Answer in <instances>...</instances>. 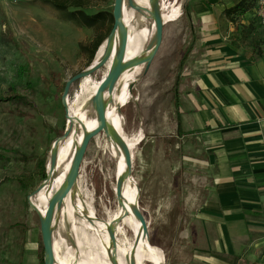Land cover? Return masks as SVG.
<instances>
[{
    "label": "rangeland",
    "instance_id": "1",
    "mask_svg": "<svg viewBox=\"0 0 264 264\" xmlns=\"http://www.w3.org/2000/svg\"><path fill=\"white\" fill-rule=\"evenodd\" d=\"M44 1L0 0V264H41L43 260L40 220L30 200L42 184L44 164L48 173L53 143L66 130L65 85L93 63L90 52L82 51L80 45L92 49L97 37L108 33L76 28ZM172 1H161L163 15ZM180 1L182 16L164 26L161 47L134 88L137 100L126 102L121 113L126 135L143 130L144 140L133 151L132 173L139 192L137 206L151 245L163 252L165 264H209L213 256H194L200 238L193 224L207 196L209 161L197 141L176 137V116L171 110L178 84L199 58L192 51L201 40L202 13L193 11L194 6L208 1L212 11L222 10L240 0ZM113 8L114 0H95L87 12L112 13ZM223 12L221 23H228ZM232 25L238 35L248 36L246 41L253 35L256 49L264 51V26L259 21L245 15ZM107 73L105 66L89 77V87L102 82ZM80 83L71 87L68 103L75 104L79 96L82 104L87 98ZM14 95L25 96V102L10 100ZM119 177L117 162L101 132L85 154L77 199L93 207L98 219H106L107 212L117 209ZM86 234L83 251L91 248L92 234ZM128 235L132 237L129 231Z\"/></svg>",
    "mask_w": 264,
    "mask_h": 264
},
{
    "label": "crops",
    "instance_id": "2",
    "mask_svg": "<svg viewBox=\"0 0 264 264\" xmlns=\"http://www.w3.org/2000/svg\"><path fill=\"white\" fill-rule=\"evenodd\" d=\"M204 4L193 8L202 13L201 40L192 51L199 58L178 84L171 110L176 137L197 141L210 166L207 196L193 217L200 238L194 256H213L209 264H261L264 51L256 49L253 35L247 42L232 23H221L224 8Z\"/></svg>",
    "mask_w": 264,
    "mask_h": 264
},
{
    "label": "bare ground",
    "instance_id": "3",
    "mask_svg": "<svg viewBox=\"0 0 264 264\" xmlns=\"http://www.w3.org/2000/svg\"><path fill=\"white\" fill-rule=\"evenodd\" d=\"M135 1L147 12L135 11L128 6L127 0H125L122 17L128 30L125 61L145 58L150 55L152 50H149V46L153 43L155 36V23L151 18V3L149 0ZM182 14V2L173 0L168 13L162 14L163 22L167 24L175 21ZM136 24L143 25V27L138 28ZM118 46L119 31L116 34L114 56ZM104 53L105 46L99 50L93 63L100 61ZM114 62L115 57L108 62V70L114 65ZM145 69L146 65L144 64L127 68L118 79L113 94L108 92L104 94L107 127L102 133L106 135L110 153L116 160L120 172L118 181L121 185L120 190H117V209L107 212L106 219H98L93 207L77 199L79 189L76 182L62 205L55 210L52 223L54 264H165V255L159 248L151 245L148 229L140 216L137 206L139 192L132 173L133 167H130L124 154V149L129 145L133 155L135 147L144 140L141 130L132 136L126 135L124 131L125 118L121 112L122 106L126 102L137 100L136 97L133 98V91L136 84L144 78ZM91 82V78L87 77L80 83L82 93L87 95L82 104L79 96L75 104H71L70 101L68 103V98L67 103L65 101L63 104L65 109H68V113L66 111V128L71 127V134L68 138L61 137L53 143L50 155L52 152H57V164L52 168L49 162V181L45 188L34 196L32 195L30 200L41 217H44L50 199L65 183L74 155L84 137L100 125L92 99L101 82L96 81L97 83L90 88ZM87 105L88 111H85L84 107ZM118 115L121 117V122ZM86 231H90L92 234L91 248L88 251H83L85 244L83 238L86 239ZM128 231L132 234L131 238H129Z\"/></svg>",
    "mask_w": 264,
    "mask_h": 264
},
{
    "label": "water",
    "instance_id": "4",
    "mask_svg": "<svg viewBox=\"0 0 264 264\" xmlns=\"http://www.w3.org/2000/svg\"><path fill=\"white\" fill-rule=\"evenodd\" d=\"M149 2L151 3L152 6L151 18L154 20L155 23L154 40L153 43L149 46V50H152V53L150 55H148L145 58H137L130 61H125L127 46H128V30L122 19L125 0H114V8H113L114 25L110 35L99 48L100 50L103 46H105V53L102 59L97 63H93L87 70L74 76L65 85V89L63 93V104L65 101L67 103V98L69 96L70 89L76 82L82 81L87 77H91L96 72L101 70L103 67L107 66L108 62L115 57L114 65H112L109 68L106 77L100 83L92 99L95 105V112L97 114V118L100 122V125L94 131H92L91 133L87 134L84 137L78 151L74 155L73 162L68 172L65 183L50 199L44 217L38 215L40 220L41 237H42L43 250H44V264L55 263L54 249H53V233H52V223H53L55 210L58 206L62 205L64 199L74 188L77 179L80 175V170L85 158V154L87 152L91 140L95 138L97 135H99L102 131H104L105 128L107 127L106 107H105V97H104L105 92H108L111 95L113 94L118 79L127 68L144 64L146 65V69H145V75H146L147 72L149 71V68L155 56L157 55L161 47V44L163 42L164 26L166 25L163 22V17L161 14V7H160L161 3L160 0H149ZM127 4L130 8L134 9L137 12H141V13L147 12L146 9L138 5L135 0H127ZM118 31H119V46L114 56V46H115L116 34ZM99 50L97 51L96 55L98 54ZM66 111L68 113V109H66ZM70 134H71V127H67L64 132L63 138L64 139L68 138ZM124 154L126 161L130 164V167H133V159H132L133 155L131 152V147H129V145L127 146V148L124 149ZM57 161H58L57 152H52V154L50 155V164L52 168L55 167ZM49 178H50V174L48 171L47 179L41 184V186L38 188L36 193H39L41 190L45 188L47 182L49 181ZM120 185H121L120 182L117 180L118 190H120ZM30 205L36 211L35 207L31 202Z\"/></svg>",
    "mask_w": 264,
    "mask_h": 264
},
{
    "label": "trees",
    "instance_id": "5",
    "mask_svg": "<svg viewBox=\"0 0 264 264\" xmlns=\"http://www.w3.org/2000/svg\"><path fill=\"white\" fill-rule=\"evenodd\" d=\"M95 0H46L44 3L51 8L63 13V19L72 23L76 28L88 29L94 32L108 30L106 35H99L92 43V49L89 46L80 45V49L85 52H90L91 63L95 59L96 53L101 45L106 41L111 33L114 25L113 12L108 13L100 11L96 13H88L87 10L93 8ZM258 0H240L233 7L224 10L223 15L230 23L236 22V19L253 14ZM257 21L256 16H252ZM261 52V51H260ZM10 100L23 102L25 96L14 95ZM25 102V101H24ZM176 104V100H175ZM178 122V121H177ZM41 174V183L47 179V172L45 164L43 165ZM28 182V181H27ZM25 184V182H24ZM26 185V184H25ZM41 264H44V251Z\"/></svg>",
    "mask_w": 264,
    "mask_h": 264
},
{
    "label": "built area",
    "instance_id": "6",
    "mask_svg": "<svg viewBox=\"0 0 264 264\" xmlns=\"http://www.w3.org/2000/svg\"><path fill=\"white\" fill-rule=\"evenodd\" d=\"M254 16L257 17L259 23L264 26V0H258L254 10Z\"/></svg>",
    "mask_w": 264,
    "mask_h": 264
}]
</instances>
